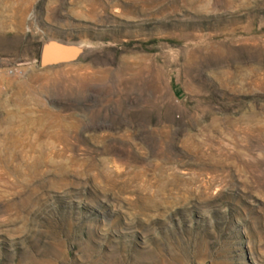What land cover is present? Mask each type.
Here are the masks:
<instances>
[{
	"label": "rangeland",
	"instance_id": "obj_1",
	"mask_svg": "<svg viewBox=\"0 0 264 264\" xmlns=\"http://www.w3.org/2000/svg\"><path fill=\"white\" fill-rule=\"evenodd\" d=\"M0 264H264V0H0Z\"/></svg>",
	"mask_w": 264,
	"mask_h": 264
},
{
	"label": "water",
	"instance_id": "obj_2",
	"mask_svg": "<svg viewBox=\"0 0 264 264\" xmlns=\"http://www.w3.org/2000/svg\"><path fill=\"white\" fill-rule=\"evenodd\" d=\"M81 47L65 40L53 39L46 42L40 50L39 60L42 66H50L75 61L81 54Z\"/></svg>",
	"mask_w": 264,
	"mask_h": 264
}]
</instances>
